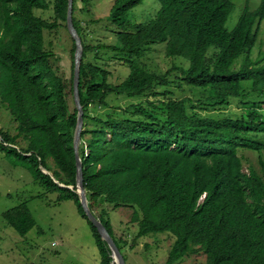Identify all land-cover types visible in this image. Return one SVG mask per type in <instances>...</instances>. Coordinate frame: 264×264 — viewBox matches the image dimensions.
Segmentation results:
<instances>
[{
    "label": "trees",
    "instance_id": "16d2710c",
    "mask_svg": "<svg viewBox=\"0 0 264 264\" xmlns=\"http://www.w3.org/2000/svg\"><path fill=\"white\" fill-rule=\"evenodd\" d=\"M143 1L116 0L108 17L115 42L94 44L88 26L100 21L79 19L93 16V0H74L83 46L79 154L89 207L126 262L106 205L133 210L132 249L145 237H171L166 264L197 254L205 264H264V0L255 10L246 4L232 31L231 0H158L153 18L133 23L130 13ZM68 10L69 0H0V100L16 127L0 129V153L58 192L59 203L74 202L91 226L100 264H113L76 192L77 47ZM62 30L72 44L69 81L54 66L51 40ZM158 47L181 64L152 70ZM102 55L125 69L123 81H110L111 64L97 61ZM182 91L191 94L176 97ZM228 109L224 117L212 115ZM246 152L257 157L259 170L244 172ZM4 218L22 236L36 225L26 202Z\"/></svg>",
    "mask_w": 264,
    "mask_h": 264
},
{
    "label": "rangeland",
    "instance_id": "374dc122",
    "mask_svg": "<svg viewBox=\"0 0 264 264\" xmlns=\"http://www.w3.org/2000/svg\"><path fill=\"white\" fill-rule=\"evenodd\" d=\"M116 0H93L92 15H80L83 25L94 21H100L97 25L88 26L90 42L112 44L114 36L111 32L113 26L108 20L112 7ZM235 9L227 22V29L232 31L246 7L255 10L261 0H231ZM82 5L78 3V9ZM159 8L158 0H144L131 13L133 23H145L153 18ZM79 14V13H78ZM45 16H50V10L45 11ZM260 40H264V22L261 27ZM55 44V52L58 58L54 60V66L59 74L69 81L72 77L73 59L70 50L72 44L65 30L60 35L52 37ZM94 57V55H91ZM97 60L99 65L111 64L113 70L110 81L120 83L126 77V71L121 66H115V61L107 59ZM151 69L158 72H166L175 64L180 65L179 60H172L165 56L162 48L151 56ZM188 90L187 87H185ZM175 92H178L175 89ZM190 92L176 94L179 98H188ZM73 108V99L70 98ZM230 109L215 113V117L228 115ZM15 123L6 105L0 100V129L15 132ZM248 161L245 163L244 172L252 166L260 169L257 157L252 152H246ZM53 165V166H52ZM50 164L55 170L54 164ZM43 171H46L43 169ZM58 192H49L37 184L32 173L15 163L14 159L0 153V264H100L101 256L96 246L91 226L79 213L74 202H58ZM26 202L36 223L26 236H22L5 220V213L13 210ZM106 212L116 238L122 241L124 255L127 264H166L173 239L167 235H152L137 241V246L132 249V244L138 233V225L132 221L133 210L129 208L114 209L106 205ZM206 257L203 254L190 256L182 264H205Z\"/></svg>",
    "mask_w": 264,
    "mask_h": 264
},
{
    "label": "water",
    "instance_id": "95a60500",
    "mask_svg": "<svg viewBox=\"0 0 264 264\" xmlns=\"http://www.w3.org/2000/svg\"><path fill=\"white\" fill-rule=\"evenodd\" d=\"M73 5H74V0H69L68 28H69V32L72 38L75 40L76 47H77L76 52H75V75H74V90H75L74 97H75L77 108L79 110L78 122H77L76 131H75V137H74V151H75L76 160H77V191L76 192L80 198V202L83 207V210L85 211L86 216L91 221V223L94 225V227L97 229L102 240L108 244L111 250V253H112L113 264H127L122 252L119 250L118 246L116 245L113 237L108 232L107 228L100 221V219L97 218L91 211L89 207V202L87 199V192L84 186L83 166H82V161H81L80 154H79L82 132L84 130V118H83L84 111L80 103V97H79L80 68H81V63H82V58H83V46H82L81 38L79 37V34L77 30L75 29L74 23H73Z\"/></svg>",
    "mask_w": 264,
    "mask_h": 264
}]
</instances>
